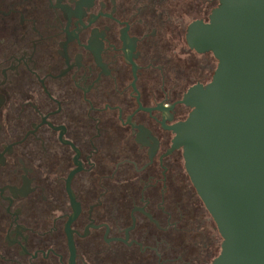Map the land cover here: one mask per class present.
<instances>
[{
  "label": "flooded vegetation",
  "instance_id": "1",
  "mask_svg": "<svg viewBox=\"0 0 264 264\" xmlns=\"http://www.w3.org/2000/svg\"><path fill=\"white\" fill-rule=\"evenodd\" d=\"M219 0H0V264H211L174 147Z\"/></svg>",
  "mask_w": 264,
  "mask_h": 264
},
{
  "label": "water",
  "instance_id": "2",
  "mask_svg": "<svg viewBox=\"0 0 264 264\" xmlns=\"http://www.w3.org/2000/svg\"><path fill=\"white\" fill-rule=\"evenodd\" d=\"M187 42L218 61L175 127L187 172L223 239L211 264H264V0H219Z\"/></svg>",
  "mask_w": 264,
  "mask_h": 264
},
{
  "label": "rangeland",
  "instance_id": "3",
  "mask_svg": "<svg viewBox=\"0 0 264 264\" xmlns=\"http://www.w3.org/2000/svg\"><path fill=\"white\" fill-rule=\"evenodd\" d=\"M219 253H220V252H219ZM219 253H218V254H219Z\"/></svg>",
  "mask_w": 264,
  "mask_h": 264
}]
</instances>
